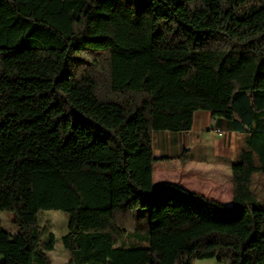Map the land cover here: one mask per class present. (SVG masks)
Listing matches in <instances>:
<instances>
[{
  "label": "trees",
  "instance_id": "obj_1",
  "mask_svg": "<svg viewBox=\"0 0 264 264\" xmlns=\"http://www.w3.org/2000/svg\"><path fill=\"white\" fill-rule=\"evenodd\" d=\"M208 111L230 205L152 182V134ZM264 0H0V264H264Z\"/></svg>",
  "mask_w": 264,
  "mask_h": 264
},
{
  "label": "crops",
  "instance_id": "obj_2",
  "mask_svg": "<svg viewBox=\"0 0 264 264\" xmlns=\"http://www.w3.org/2000/svg\"><path fill=\"white\" fill-rule=\"evenodd\" d=\"M240 139L229 121L197 110L192 115L188 132L157 131L152 134V182L176 184L189 192L230 205L231 168Z\"/></svg>",
  "mask_w": 264,
  "mask_h": 264
},
{
  "label": "rangeland",
  "instance_id": "obj_3",
  "mask_svg": "<svg viewBox=\"0 0 264 264\" xmlns=\"http://www.w3.org/2000/svg\"><path fill=\"white\" fill-rule=\"evenodd\" d=\"M241 144L238 143V152ZM257 181L253 184V188L258 196V207H264V176L257 177ZM43 225L42 242L47 241V234L52 233L54 236L53 249L47 252L52 264H64L69 260V253L63 248L61 238L67 232V217L59 211H43L39 214ZM1 227L8 233L15 231L10 221L8 212H0ZM193 264H219L214 259L195 260Z\"/></svg>",
  "mask_w": 264,
  "mask_h": 264
},
{
  "label": "built area",
  "instance_id": "obj_4",
  "mask_svg": "<svg viewBox=\"0 0 264 264\" xmlns=\"http://www.w3.org/2000/svg\"><path fill=\"white\" fill-rule=\"evenodd\" d=\"M216 133H217L219 136L222 135V133H221L219 130H217Z\"/></svg>",
  "mask_w": 264,
  "mask_h": 264
}]
</instances>
